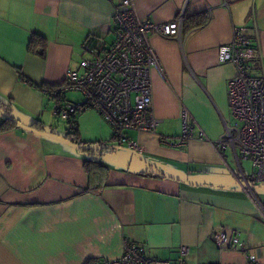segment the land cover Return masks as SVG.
I'll use <instances>...</instances> for the list:
<instances>
[{"label": "crops", "instance_id": "1", "mask_svg": "<svg viewBox=\"0 0 264 264\" xmlns=\"http://www.w3.org/2000/svg\"><path fill=\"white\" fill-rule=\"evenodd\" d=\"M132 1L143 20L183 13L179 40L148 35L161 63L150 73L155 132L128 131L142 147L134 152L89 108L76 116V141L112 147L92 155L18 125L1 131L0 264H85L119 256L124 242L171 260L185 245L184 264H264V214L226 170L222 153L235 163L232 151L212 144L232 122L227 83L235 66L218 60V48L233 26L248 27L262 59L250 72L264 73V0ZM120 2L0 0V101L10 115L46 130L63 101L36 86L60 85L67 69L107 49L119 34ZM34 34L46 38L44 57L29 49ZM183 109L192 136L178 145ZM219 229L236 234L244 251L219 250Z\"/></svg>", "mask_w": 264, "mask_h": 264}, {"label": "built area", "instance_id": "2", "mask_svg": "<svg viewBox=\"0 0 264 264\" xmlns=\"http://www.w3.org/2000/svg\"><path fill=\"white\" fill-rule=\"evenodd\" d=\"M119 34L113 43L92 59H81L79 70L67 69L63 83L45 89L51 98L63 101L54 104V114L76 129V116L85 109L98 111L111 125L119 146L134 152L142 147L127 135L130 130L154 133L160 119L155 116L152 100L151 70L161 72V63L149 42L150 33L179 40L183 13L171 21L156 23L143 20L132 0H121L114 10ZM248 27L233 26L230 40L218 48V60L235 66V74L227 83V100L232 122L224 124L221 137L212 144L219 150L229 148L237 167L235 174L250 195L258 210L264 214V205L253 194L252 183L264 184V73L253 75L251 65L262 62L258 44L246 33ZM80 91L79 102L65 100L67 91ZM186 109L182 112V132L175 143L182 145L192 136ZM162 142H168L161 137ZM249 160L254 170L249 179L241 165ZM219 250L244 251L240 239L225 229L214 233ZM123 252L116 257L98 259L94 264H184L188 247L178 248L174 259L148 256L143 247L124 242Z\"/></svg>", "mask_w": 264, "mask_h": 264}, {"label": "rangeland", "instance_id": "3", "mask_svg": "<svg viewBox=\"0 0 264 264\" xmlns=\"http://www.w3.org/2000/svg\"><path fill=\"white\" fill-rule=\"evenodd\" d=\"M82 98H83V96H82L80 91L70 90V91L66 92V99L68 101H80ZM50 119H51V122L46 124V130L47 131L52 130V131H54L53 133L59 134V135L66 134L69 131V123L67 121L61 119L60 117L53 116L52 114L50 116ZM52 139H54V138H52ZM62 143H63V145H65L66 149H74L73 147L69 146L68 144H66L64 142H62ZM222 154L224 155V159L227 162V163L226 162H223V163H224L228 173L231 174L229 168L233 172L236 173L237 169H236L235 163L232 161L231 152L228 150H226V151L224 150V152ZM227 164H228V166H227ZM241 165L243 167L245 174L248 176V178L253 179L254 170L252 169V167L250 165V161L249 160H242ZM252 185H253V194L260 201V203L262 205H264V185L259 184V183H254V182L252 183Z\"/></svg>", "mask_w": 264, "mask_h": 264}, {"label": "trees", "instance_id": "4", "mask_svg": "<svg viewBox=\"0 0 264 264\" xmlns=\"http://www.w3.org/2000/svg\"><path fill=\"white\" fill-rule=\"evenodd\" d=\"M200 21H197V24H199ZM46 38L43 36V35H40V34H34L30 40V43H29V49L30 51L36 53L37 55L41 56V57H44L45 56V51H46ZM19 77L22 79V80H26L28 81L27 79L24 78V76L22 74L19 75ZM36 86V85H35ZM38 88H41L43 90V88H46V89H52L54 88L55 86L54 85H48V84H42V85H39V86H36ZM0 109L3 110L4 112L9 113V108L7 107V105L3 102L0 101ZM30 126L34 127L35 129H38V130H43V128L41 126H39L36 122L35 123H31L29 124ZM13 126H16V124L9 120V119H4L2 121V123L0 124V132L1 131H4V130H7L9 129L10 127H13ZM70 131H68L64 137H66L67 139L69 140H75L76 141V137H75V129H69ZM77 143H79L78 141H76ZM108 148H112V147H107V146H104L103 149L105 150H108ZM83 152L85 153H88V154H93L95 151L93 150H90V149H82ZM93 164V163H96V160L91 157L90 159H87L84 161V166H85V169L86 170H89L88 168V165L89 164ZM89 190H92V191H97V189H89ZM95 259H89L85 264H94L95 263Z\"/></svg>", "mask_w": 264, "mask_h": 264}, {"label": "water", "instance_id": "5", "mask_svg": "<svg viewBox=\"0 0 264 264\" xmlns=\"http://www.w3.org/2000/svg\"><path fill=\"white\" fill-rule=\"evenodd\" d=\"M0 113L2 114V116L4 117V119H9L11 121H13L16 125L23 127L25 129H29L31 131H34L42 136H48L54 139H57L59 141H62L74 148H76L77 150H82V149H90L93 151H97V150H101L104 148V146H100L98 144H82V143H77L74 142L72 140L67 139L66 137L59 135V134H55L51 131H46V130H38L35 129L34 127L30 126V125H26L24 123H22L21 121H19L18 119H16L15 117H13L12 115L4 112L3 110L0 109Z\"/></svg>", "mask_w": 264, "mask_h": 264}]
</instances>
